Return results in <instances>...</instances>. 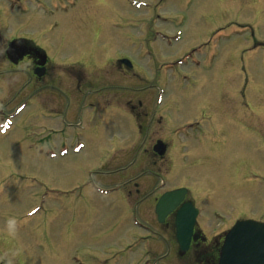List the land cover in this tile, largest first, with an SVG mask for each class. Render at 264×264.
Here are the masks:
<instances>
[{
    "label": "rangeland",
    "instance_id": "1",
    "mask_svg": "<svg viewBox=\"0 0 264 264\" xmlns=\"http://www.w3.org/2000/svg\"><path fill=\"white\" fill-rule=\"evenodd\" d=\"M19 6L6 3L7 10L0 16L4 32L39 30L43 25L39 16L29 14L31 16L25 17L20 14ZM80 7L60 20L56 14L53 17L56 30L54 36L46 40L55 61L95 44L103 46L99 49L101 59L107 53H133L131 47L135 56L139 52L147 53L143 61H134L135 66L150 67L148 72L137 71L141 79L136 81L135 90L142 91L146 87L164 90L165 98L168 87L162 77L168 82L176 79L177 87L184 89H171L172 97L183 94L174 112L177 118L186 113L192 115L194 110L196 84L188 85L183 76L200 81L202 79L195 78L205 75L209 79L208 93H225L228 99L230 96L239 98L245 87L252 113L261 116L255 117L258 121L249 119V109L244 108L241 118L247 115L246 122L227 120L223 123V132H219L217 124L207 138L199 140V146L207 149L200 151L199 159H204L201 164L177 162L180 172L172 170L166 179L170 187L192 185L200 188L197 194L204 202L198 205L202 208L215 205L221 217L225 216V195L232 201H240L242 197L247 207L264 211V184L259 181L260 175L264 177V143L257 132L261 127L264 133V46L253 47L257 42L264 43V0H87ZM242 23L248 26L239 27ZM155 31L165 34L163 42L153 35ZM129 36H135L134 46ZM59 39H64L61 45L56 44ZM109 44L113 45L111 50ZM195 48L197 50L193 51ZM93 49L96 52V48ZM203 54L213 56L210 68L201 65L190 72L196 60H203ZM226 64L230 66L228 70ZM114 79L112 76L107 83ZM109 87V96L119 90L112 85ZM16 100L13 96L0 105V124L7 115L5 110L9 111ZM25 115L23 111L13 116L10 127L0 132V264H121L120 255H114L118 242H128L136 229L132 228L131 213H122L126 205L123 206L119 198L109 206L107 197L94 189L99 176L118 168L108 166L99 173V165L113 164L115 159L93 157L113 155L117 147H124L133 139L111 125L108 138L114 141L104 142L102 150L86 141L80 157L92 159H78L74 164L72 159L58 157L56 152L51 158L44 151L45 147L37 151L31 148L30 141L22 140L38 135L27 130L29 123ZM43 135L45 133L39 136ZM62 135L58 134V138ZM149 136L155 139L161 132L151 131ZM172 139L175 143L181 137ZM118 155H121L120 150ZM141 163L139 168L144 171L146 168ZM174 163H169L170 169ZM158 166L160 162L154 168ZM154 177L159 181L158 175ZM75 185L79 186L67 189ZM254 191L255 194L250 195ZM112 194L109 191V197ZM74 198L81 199L76 207L72 206ZM85 211L96 218L86 221ZM111 214L112 220L118 219L112 224L108 219ZM10 217L17 221L14 233L7 226ZM151 264H154L152 260Z\"/></svg>",
    "mask_w": 264,
    "mask_h": 264
},
{
    "label": "flooded vegetation",
    "instance_id": "2",
    "mask_svg": "<svg viewBox=\"0 0 264 264\" xmlns=\"http://www.w3.org/2000/svg\"><path fill=\"white\" fill-rule=\"evenodd\" d=\"M86 2L87 0H0V16L6 12V3L33 5L30 9L29 6L22 7V15L39 16L38 20L43 24L39 30H32L31 33H5V25L0 22V105L15 96L16 102L5 112L10 115L26 111V123H29L27 129L46 133L43 138H34V141L56 143L53 148L48 146L49 150L66 149L67 154L63 157L72 159L74 164L78 163V159H92L79 155L83 149L82 144L85 146L86 141H93L99 146V150H102L104 142L114 141L108 138L112 126L127 132L128 138L133 139L125 149L117 147L113 155L93 157L115 159L113 164L104 162L99 165V173L108 166L115 165L118 168L111 170L110 174L99 176V183L94 188L98 191L112 189L113 194L107 198L106 204L113 206L119 198L120 203L126 205L122 213H131L132 228L136 229L128 237V242H118L114 255H120L121 264H151V260L154 264H217L225 231L237 219L250 217L246 216L244 209L247 205L242 197L240 201H232L225 195L224 217L219 216V211L214 209L215 205L208 208L199 206L198 202H204V198L198 196L196 189L187 191L183 200L161 221L155 213V204L164 192L181 187L167 185L165 174L171 161H175L177 172L180 170L176 163H181L184 159L194 165L201 164L204 159H199L200 151L207 149L199 146V140L202 141L204 136L207 138L212 129L217 128V124L219 132H223V123L227 120L246 122L247 115L241 118L242 110L248 106L245 87L239 98L230 96L228 99L225 93H208L209 79L205 75L198 76L195 79L202 80L192 81L196 84L193 114L186 113L182 118H177L174 112L177 111L183 94L180 93L178 98L172 97L174 92L171 89L174 87L162 75V80L168 87L165 98L164 90L156 91L149 87L142 91L135 90L136 81L141 79L137 71L148 72L150 67L135 66L134 61L143 60V55H148L147 53L139 52L135 56L131 47L133 53H107L101 59L99 49L103 46L95 44L90 49L85 46L78 53H69L64 60L55 61V55L50 51L51 45L47 42L56 30L53 17L56 14L60 20L75 9L79 10L82 7L80 4L84 5ZM37 7L40 9L36 10ZM102 36L99 35V38ZM128 39L133 41L134 36H129ZM63 41L64 39H59L56 44L61 45ZM131 45L134 46V41ZM259 46H264V43L257 42L253 47ZM93 48H96V52ZM108 48L111 50L113 45L109 44ZM245 51L248 52V49ZM202 58L203 60H199L204 68H210L214 62L211 63L213 56L203 54ZM229 68L226 64V70ZM112 76L115 78L114 82L107 83ZM110 84L119 89L112 96L107 93ZM102 85L107 86L102 88ZM121 88L126 90L122 91ZM157 97L160 99L159 103L156 102ZM151 104L153 105L150 106ZM255 117L261 116L252 114L249 119L256 123L258 120ZM261 130V127L257 128L259 137L264 142ZM151 131L161 132V136L153 139L149 136ZM175 133L182 134V139L174 143L172 136ZM58 134L63 135L58 138ZM157 140L165 144L163 155H158L153 150ZM78 144H81L80 149L72 152L73 147ZM119 150L121 155H118ZM158 161L160 166L154 168ZM141 162L146 168L144 171L139 168ZM155 175H158L159 181L155 180ZM79 185L67 189L77 188ZM80 200L72 199V206L76 207ZM184 202H191L199 210L189 236L179 237L176 234V214ZM85 218L86 221L93 220L96 215L85 211ZM108 219L111 224L118 220H112V214ZM180 242H188L185 250L181 248Z\"/></svg>",
    "mask_w": 264,
    "mask_h": 264
},
{
    "label": "water",
    "instance_id": "3",
    "mask_svg": "<svg viewBox=\"0 0 264 264\" xmlns=\"http://www.w3.org/2000/svg\"><path fill=\"white\" fill-rule=\"evenodd\" d=\"M154 150L162 153L163 146L159 143ZM185 189L168 192L156 205L158 213L166 214L181 199ZM178 213V222L185 219V208ZM178 234L184 230L178 228ZM218 264H264V223L253 220L236 222L225 235L219 251Z\"/></svg>",
    "mask_w": 264,
    "mask_h": 264
},
{
    "label": "clouds",
    "instance_id": "4",
    "mask_svg": "<svg viewBox=\"0 0 264 264\" xmlns=\"http://www.w3.org/2000/svg\"><path fill=\"white\" fill-rule=\"evenodd\" d=\"M17 221L15 217H10L7 221V226L10 232L14 233L15 232V227H16Z\"/></svg>",
    "mask_w": 264,
    "mask_h": 264
},
{
    "label": "bare ground",
    "instance_id": "5",
    "mask_svg": "<svg viewBox=\"0 0 264 264\" xmlns=\"http://www.w3.org/2000/svg\"><path fill=\"white\" fill-rule=\"evenodd\" d=\"M91 144H93L95 146V143L93 141H91ZM81 154V152L79 153V155ZM256 191L254 192H251L250 195H254ZM223 201H224V198H223Z\"/></svg>",
    "mask_w": 264,
    "mask_h": 264
}]
</instances>
